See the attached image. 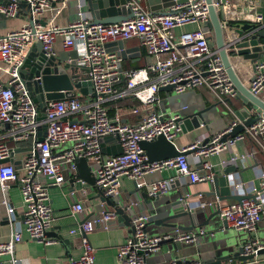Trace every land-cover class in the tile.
Masks as SVG:
<instances>
[{
  "label": "built area",
  "instance_id": "2783aa9c",
  "mask_svg": "<svg viewBox=\"0 0 264 264\" xmlns=\"http://www.w3.org/2000/svg\"><path fill=\"white\" fill-rule=\"evenodd\" d=\"M70 0H0V13L6 18L26 15L22 24L0 34V123L8 124L7 137L14 141L30 140L28 151L21 160L22 172L18 174L12 162L4 161L13 155L14 148L5 140H0V187L6 189L11 181H16L22 194L21 215L24 229L29 237L45 244L54 239L47 236L52 222V207L45 179L54 185H64L65 177L61 162H68L76 176L75 158L85 157L95 162V184L103 197L114 196L123 176L133 180L138 189H146L153 197L166 192L173 178H164L161 172L175 169L179 178L190 182H200L211 176L206 172L211 168L208 157L231 148L248 134L255 139L264 132V118L261 116L244 132L224 138L238 123L237 119L224 129L202 138L187 142L178 148V155L160 160H148L140 146L141 140H152L163 135L174 142L175 130H180L177 115L165 118L157 109L158 91L161 86L171 85L172 90L181 93L185 88L204 85L220 102L237 94L222 60L211 48L208 39V7L205 0H184L175 2L165 10L151 11L143 7L141 0H126L131 15L114 23L93 22L84 7V0L74 2L75 17L58 23L54 15ZM228 0H213L217 9L226 7ZM21 3L28 5L27 10ZM57 8L56 14L45 18L49 9ZM249 19L260 22L259 14L250 13ZM196 24L192 30L175 34L176 28ZM136 37L152 61L140 68L124 70L123 58L116 49H107L106 44ZM61 38L64 49H75L76 64L87 69L95 96L80 95L72 91L62 98L46 100L42 108L32 100L26 85L21 80L19 65L32 42L39 41L46 54H55L54 43ZM235 58L236 56H231ZM231 59V58H230ZM249 77L241 81L249 90L260 96L264 88V59L254 60ZM235 69V68H234ZM122 82V86L118 84ZM134 96L140 103L133 113L140 115L135 123L123 121L115 112L107 113L103 102L121 96ZM43 114V116H41ZM42 139L37 138L40 127ZM174 129V131H172ZM113 135L121 147L116 155L102 151L100 138ZM63 142L70 145L58 148ZM190 150L198 162L192 165L185 151ZM245 155H233L231 159H244ZM82 205H71L74 212L82 210ZM7 213L15 212L13 206L6 207ZM220 218L229 226L253 231L259 220L264 218V200L243 197L239 201L219 204ZM116 217L112 209L102 208L97 217L78 221L81 253L69 264H94V247L87 234L97 222H107ZM146 217L137 215L132 220L133 230L119 246L117 258L120 264H146L141 251H152L159 247L163 239L172 237L175 241H189L195 238L190 232L150 235L145 229ZM17 230L0 241V264H15L5 261L2 256L10 255L14 245L21 239ZM242 247L241 254L255 258L264 244L250 240Z\"/></svg>",
  "mask_w": 264,
  "mask_h": 264
},
{
  "label": "crops",
  "instance_id": "0c3cea01",
  "mask_svg": "<svg viewBox=\"0 0 264 264\" xmlns=\"http://www.w3.org/2000/svg\"><path fill=\"white\" fill-rule=\"evenodd\" d=\"M83 3L84 8L87 9L90 15L86 0ZM141 3L143 7L149 9L147 0H141ZM227 4L226 7L218 10L220 12L227 52L230 55H234L239 50L233 45L228 44L238 36V30L242 25L251 24L260 28L264 27V0H228ZM56 8L57 6L49 9L45 14V18L53 17L56 14ZM250 13L261 15V21L256 22L250 20L248 15ZM74 17V2L72 0L54 15L55 21L58 23L66 22ZM25 19L27 18L24 14L13 18H6L2 14L0 16V34L9 29L19 27ZM196 27V24H189L182 28H176L175 34L192 30ZM208 36H211L209 38L211 48L217 51L210 29H208ZM123 42L124 47L131 49L132 54L123 59V63L143 67L146 63L152 61L153 57L140 45L138 38H128ZM54 50L55 54H58L61 51H71L73 49H64L61 38H57L54 43ZM261 59H264V55ZM230 60L239 79L245 81L249 77L252 69L251 59L244 58V55H238L235 58L231 57ZM195 88L201 93V99L197 97L194 103L188 106L198 109L208 107L204 113L207 123L206 125L201 124L200 127L191 131H179L180 136L176 135L174 137V143L178 148H182V146L191 140L206 137L224 129L235 119L239 121L237 111L244 106L243 101L236 95L227 97L225 104L215 98L206 86L200 85ZM164 94V91L159 90L158 98L160 99ZM260 97L264 99V88ZM158 105L159 101L156 107L162 113ZM249 110L250 113H255V110ZM115 112L123 116L118 110ZM139 117L140 115L137 113L125 112L123 121L134 122L139 120ZM8 129V127L0 125V140H5L13 146L14 152L11 162L15 165L18 174H20L23 171L21 168V160L28 151L30 140L14 142L7 137ZM241 132H244V129ZM69 145V142H63L58 148H65ZM115 145L116 141L113 139L104 143V147L108 149H111ZM240 154H244L245 158L239 160L231 159L233 155ZM187 159L192 165H199L192 153H188ZM208 161L211 163V168L207 169L206 172L211 177L200 182H190L186 178H179L175 169L163 170L161 175L164 178H173V180L169 189L161 193V195L165 197L168 194L183 191L189 200L191 210L199 209L200 207L204 209L205 214L201 213L200 215L203 220L211 212L218 210L219 204L237 201L231 197L219 199L216 194L210 193L213 188V175L215 173L221 175L225 169L229 168L227 178L229 180L231 196H249L264 200V132L259 135L258 139L246 134L244 139L238 140L231 148L209 156ZM88 165L94 178L92 182L83 179L77 172L74 177L69 163L64 161L61 162V168L66 182L64 185H54L45 179L53 212L51 228L47 236L54 240L49 244L30 238L24 229L21 215L22 194L18 183L11 181L6 189H0V241L7 240L17 230H20L22 235L21 239L15 243L12 253L10 255H4L3 260L8 262L14 261L15 264H69L70 260L79 257L81 253V236L79 232H71L70 230L77 228V223L80 220L99 216L102 208L112 209L106 201H102L100 198L102 196L101 192L95 184L94 160L91 158L88 159ZM144 192L146 193V198L151 197L148 195L146 189H138L133 180L123 176L120 179L118 192L112 196L113 200H122L125 204L129 205L130 211L132 209L129 212L131 223L137 215L145 216L147 222L149 210L144 202ZM75 202L81 203L83 207L81 211H72L71 205ZM7 206H13L15 212L8 214L6 210ZM163 206L166 207L167 204H163ZM126 220L127 217L126 219L118 220L116 216L105 223L100 221L94 224L93 229L87 234L90 243L94 247V264H120L117 258V251L119 246L130 234V229L125 223L127 222ZM159 227L158 225L148 226L147 232L150 235H161L165 233ZM176 232H190L195 235L194 239L189 241L183 240L181 243H183L184 247L195 246V248H199L202 258L220 257L222 259L219 264H264V249L255 258L252 257L246 260H240L232 256L228 258L224 257L250 240H257L264 244V218L258 221L253 231H247L224 224L218 212V215H215L214 219L208 225L198 227L192 231L177 230ZM169 247L170 245L168 243H163L157 250L145 251V263L173 264L171 261L170 263L167 261ZM179 255L185 258L181 250L179 251ZM197 256L194 255L191 258L196 259Z\"/></svg>",
  "mask_w": 264,
  "mask_h": 264
},
{
  "label": "water",
  "instance_id": "95a60500",
  "mask_svg": "<svg viewBox=\"0 0 264 264\" xmlns=\"http://www.w3.org/2000/svg\"><path fill=\"white\" fill-rule=\"evenodd\" d=\"M180 1L184 0H147L149 10L151 11L165 9L175 2ZM205 1L208 7V20L206 26L212 31L217 53L235 87L237 92L236 96L244 103V106L237 111L238 118L242 122H238L232 130L224 136V138H226L243 131L246 126L255 122L260 116L264 118V99L253 94L249 88L240 81L230 60L231 56L238 55H244V58L251 59V61L261 59L264 55V27L260 28L251 24L242 25L238 30V36L228 44L233 45L239 51L234 55H230L227 52V46L223 37L220 12L213 5V0ZM86 3L93 22L114 23L131 15L130 9L126 6V0H86ZM21 7L27 10L28 5L21 3ZM209 38H211V36H208V39ZM106 48L116 49L123 59L132 55L131 49L125 48L122 40L107 43ZM76 56L77 53L75 49L48 55L43 50L39 41L32 42L29 45L19 65V74L21 80L26 85L30 97L39 108H42L46 100L62 98L69 91L80 96H95L90 81L87 79V69L76 64ZM159 90L165 92V100H167L169 104L170 101L168 97H170L169 93L172 91V86H161ZM174 100L179 102L180 99L176 98ZM207 109L208 107L198 109L188 105H182L172 110L169 109V111L177 115L176 121L180 127L179 131L187 132L200 127L201 124L206 125L207 120L205 119L204 113ZM249 109L255 110V113H250ZM41 116H43V114H41ZM0 125L8 127L7 123H0ZM44 128L45 125H42L36 134L39 140L42 139V130ZM110 139L117 140L116 136L113 135L100 138L103 153L107 155H116L120 153L121 147L117 141L116 145L111 149L104 147V143ZM207 140L208 136L203 137L201 144L205 143ZM139 144L150 161L172 157L180 153L176 144L163 135H159L152 140H141ZM190 152L191 151L188 150L184 153L188 154ZM12 157L13 155L4 161L11 162ZM74 161L76 163V172L83 179L92 182L94 178L90 172L88 159L85 157H77ZM228 171L229 168L225 169L221 175L218 173L213 175V188L210 193L216 194L219 199L231 197L239 201L245 196L230 195L229 180L227 178ZM145 195L146 193L144 192V202L149 210V216L147 222H145L146 230L148 226L158 225L161 231L165 232L163 234H173L177 230L192 231L198 227L210 224V221L214 219L215 215H218V210H215L202 220L200 215L201 213L205 214L204 209L200 207L199 209L191 210L189 200L183 191L168 194L165 197L161 195V193L150 198H146ZM100 198L102 201H106L115 211L118 220L126 219L127 217V222L125 223L128 225L130 232H132L133 225L129 219V212H131L132 209L130 211L129 205L125 204L122 200L115 201L112 197L101 196ZM163 204H167V206L164 207ZM223 223L226 224L224 221ZM163 243H168L170 245L167 258L169 263L171 261L173 264H219L222 259L220 257L202 258L199 248H195V246H191L192 248L184 247L181 241H175L172 237L163 239L159 247ZM180 250L185 258L180 257ZM141 252L145 255V251ZM241 252L242 247L239 246L231 254H226L224 257L228 258L232 256L240 260L253 257V255H243ZM194 255H198L196 259L191 258Z\"/></svg>",
  "mask_w": 264,
  "mask_h": 264
},
{
  "label": "rangeland",
  "instance_id": "374dc122",
  "mask_svg": "<svg viewBox=\"0 0 264 264\" xmlns=\"http://www.w3.org/2000/svg\"><path fill=\"white\" fill-rule=\"evenodd\" d=\"M0 16H2V13H0ZM168 95V94H167ZM170 95V97H168ZM167 96L169 98L170 103L168 104L167 100H165V94L162 95L159 99V108L164 114V117L167 118L169 117L172 113L169 112V108L175 109L176 107H180L182 105H189L191 103H194L196 98L201 99V93L197 91L196 88H185L183 92L181 93H176L175 91H171ZM179 98V102H176L174 99ZM174 131V129L172 130ZM180 136L179 130H175V136Z\"/></svg>",
  "mask_w": 264,
  "mask_h": 264
},
{
  "label": "trees",
  "instance_id": "16d2710c",
  "mask_svg": "<svg viewBox=\"0 0 264 264\" xmlns=\"http://www.w3.org/2000/svg\"><path fill=\"white\" fill-rule=\"evenodd\" d=\"M140 67H141L140 65L132 66L131 64L128 65L126 63H122V68L124 70L140 68ZM118 85L122 86V82H120ZM80 98L83 99L85 98V96H80ZM103 106L107 108V113L109 116H112L114 112L118 110L121 114H123L122 116V119H123L125 112L132 113L135 107H140L141 105L134 96L126 95V96H121L115 99L106 100L105 102H103ZM124 121L128 122L127 120H124ZM136 121L128 122V123H135Z\"/></svg>",
  "mask_w": 264,
  "mask_h": 264
}]
</instances>
